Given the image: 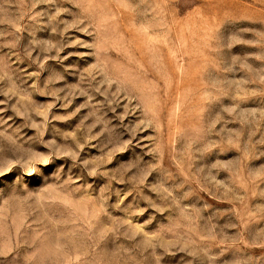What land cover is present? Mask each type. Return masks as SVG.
<instances>
[{"label":"rangeland","instance_id":"1","mask_svg":"<svg viewBox=\"0 0 264 264\" xmlns=\"http://www.w3.org/2000/svg\"><path fill=\"white\" fill-rule=\"evenodd\" d=\"M0 264H264V0H0Z\"/></svg>","mask_w":264,"mask_h":264}]
</instances>
